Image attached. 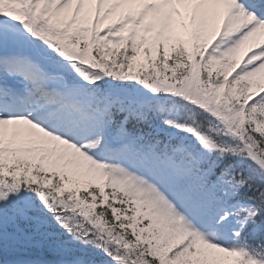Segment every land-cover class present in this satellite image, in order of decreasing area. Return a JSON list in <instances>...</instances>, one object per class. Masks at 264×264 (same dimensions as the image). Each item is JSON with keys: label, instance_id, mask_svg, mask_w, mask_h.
<instances>
[{"label": "snow or ice", "instance_id": "snow-or-ice-1", "mask_svg": "<svg viewBox=\"0 0 264 264\" xmlns=\"http://www.w3.org/2000/svg\"><path fill=\"white\" fill-rule=\"evenodd\" d=\"M0 264H264V0H0Z\"/></svg>", "mask_w": 264, "mask_h": 264}]
</instances>
